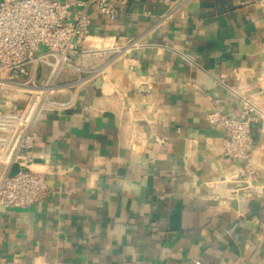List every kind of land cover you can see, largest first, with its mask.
Returning a JSON list of instances; mask_svg holds the SVG:
<instances>
[{"label": "crops", "instance_id": "obj_1", "mask_svg": "<svg viewBox=\"0 0 264 264\" xmlns=\"http://www.w3.org/2000/svg\"><path fill=\"white\" fill-rule=\"evenodd\" d=\"M178 1L118 0L114 20L86 7L92 35L145 45L80 57L94 75L54 96L70 107L42 112L27 155L49 193L0 206V264H264V119L239 198L211 184L243 163L206 120L215 105L242 118L239 95L264 110V0H187L158 23ZM27 98L0 87L1 110Z\"/></svg>", "mask_w": 264, "mask_h": 264}, {"label": "built area", "instance_id": "obj_2", "mask_svg": "<svg viewBox=\"0 0 264 264\" xmlns=\"http://www.w3.org/2000/svg\"><path fill=\"white\" fill-rule=\"evenodd\" d=\"M187 0H179L172 9L158 18V23L173 15ZM118 0H0V87L24 91L28 98L21 107L0 109V206L24 207L43 200L49 193L44 174L33 170L27 151L36 140L35 125L43 111L62 110L70 107L72 98L61 100L54 96L70 89L74 83L91 78L95 70L78 62L85 54L96 51H114L123 56L145 44L138 38L116 44L112 39L90 33V16L85 11L92 6L109 20H114L118 11ZM76 4L84 7L75 11ZM156 23V25L158 24ZM90 49H84L85 43ZM102 42H106L100 48ZM39 50H42L39 52ZM64 71L76 74L75 81L61 84ZM43 75L40 78V75ZM242 102V118L224 114L214 107L206 115L212 124L219 122L228 138L224 154L243 164L211 181L222 193V187L232 189L236 197L244 195L254 176L249 163L252 145L251 124L264 119V110L247 97L239 95ZM216 104V101H214ZM159 144L166 139L155 136ZM16 165L14 173L10 172ZM230 184V185H229ZM231 184H237L238 187ZM195 261V264H199Z\"/></svg>", "mask_w": 264, "mask_h": 264}, {"label": "rangeland", "instance_id": "obj_3", "mask_svg": "<svg viewBox=\"0 0 264 264\" xmlns=\"http://www.w3.org/2000/svg\"><path fill=\"white\" fill-rule=\"evenodd\" d=\"M42 51V50H39V52Z\"/></svg>", "mask_w": 264, "mask_h": 264}, {"label": "water", "instance_id": "obj_4", "mask_svg": "<svg viewBox=\"0 0 264 264\" xmlns=\"http://www.w3.org/2000/svg\"><path fill=\"white\" fill-rule=\"evenodd\" d=\"M15 171H16V170H15ZM15 171H14V172H15ZM14 172H12V173H14Z\"/></svg>", "mask_w": 264, "mask_h": 264}]
</instances>
